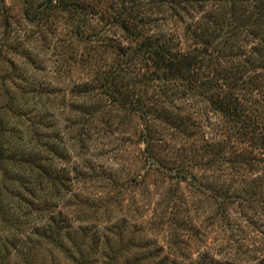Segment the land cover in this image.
Segmentation results:
<instances>
[{"label": "rangeland", "instance_id": "obj_1", "mask_svg": "<svg viewBox=\"0 0 264 264\" xmlns=\"http://www.w3.org/2000/svg\"><path fill=\"white\" fill-rule=\"evenodd\" d=\"M77 25L54 0H0V145L36 164L0 165V264H264V202L219 209L192 179L150 165L136 115L106 107L95 91L79 95L113 62L102 37L122 32L94 20ZM154 26L187 48L180 24ZM191 144L165 139L158 155L170 166L187 162ZM254 174L264 183V171ZM24 182L32 197L15 189ZM45 230L60 245L46 242Z\"/></svg>", "mask_w": 264, "mask_h": 264}, {"label": "trees", "instance_id": "obj_2", "mask_svg": "<svg viewBox=\"0 0 264 264\" xmlns=\"http://www.w3.org/2000/svg\"><path fill=\"white\" fill-rule=\"evenodd\" d=\"M54 2L75 18L79 30L94 20L122 32L121 40L102 37L100 46L113 54V62L99 72L96 83L79 86L78 93L87 98L95 91L108 99L106 107L131 119L136 115L151 166L174 169L177 178L192 179L219 209L236 202H264V183L254 174L264 171V0ZM167 19L183 27L185 50L176 37L153 33L154 25ZM165 139L194 142L191 158L173 166L162 162L158 149ZM3 147L0 165L35 167L30 153ZM176 148L172 151L184 149L180 144ZM193 168L212 172L214 179L200 182ZM239 178L241 186L234 183ZM15 186L33 196L29 182ZM8 195L19 204L27 203L25 196L22 200ZM56 235L45 230L42 238L60 245Z\"/></svg>", "mask_w": 264, "mask_h": 264}]
</instances>
